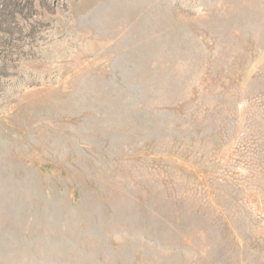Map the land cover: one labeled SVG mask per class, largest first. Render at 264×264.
<instances>
[{
	"label": "rangeland",
	"instance_id": "rangeland-1",
	"mask_svg": "<svg viewBox=\"0 0 264 264\" xmlns=\"http://www.w3.org/2000/svg\"><path fill=\"white\" fill-rule=\"evenodd\" d=\"M0 264H264V0H0Z\"/></svg>",
	"mask_w": 264,
	"mask_h": 264
},
{
	"label": "trees",
	"instance_id": "trees-1",
	"mask_svg": "<svg viewBox=\"0 0 264 264\" xmlns=\"http://www.w3.org/2000/svg\"><path fill=\"white\" fill-rule=\"evenodd\" d=\"M72 204L74 205V202H72ZM172 215L175 217V214L174 213H172ZM178 217V216H177ZM165 218V217H164ZM162 219V218H161ZM167 219H168V217H167ZM162 229H164V226L162 227Z\"/></svg>",
	"mask_w": 264,
	"mask_h": 264
}]
</instances>
